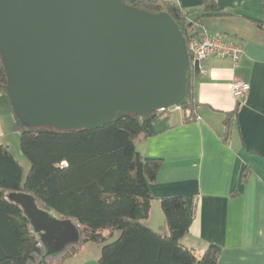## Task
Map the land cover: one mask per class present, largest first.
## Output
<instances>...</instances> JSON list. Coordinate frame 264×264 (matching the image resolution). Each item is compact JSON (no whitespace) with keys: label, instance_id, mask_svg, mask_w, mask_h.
<instances>
[{"label":"water","instance_id":"obj_1","mask_svg":"<svg viewBox=\"0 0 264 264\" xmlns=\"http://www.w3.org/2000/svg\"><path fill=\"white\" fill-rule=\"evenodd\" d=\"M0 58L14 116L33 129H97L118 113L177 107L189 80L190 57L174 20L124 0H0ZM6 198L28 219L43 260L81 242L75 221L40 208L32 195ZM156 215L163 229L152 219L146 225L166 235V217L153 202Z\"/></svg>","mask_w":264,"mask_h":264},{"label":"trees","instance_id":"obj_2","mask_svg":"<svg viewBox=\"0 0 264 264\" xmlns=\"http://www.w3.org/2000/svg\"><path fill=\"white\" fill-rule=\"evenodd\" d=\"M143 11L167 13L182 31L186 46L197 35L188 18L195 23L206 17L227 15L215 0H203L198 10L183 11L175 2L161 0H124ZM260 27L264 21H256ZM200 71L189 68L183 101L177 106L193 121L197 103L194 81ZM0 91L8 99L6 76L0 58ZM240 102L228 113L226 125L238 112ZM163 115L143 116L118 113L114 120L97 129L56 131L50 128L21 130L20 147L30 162L24 169L7 147L0 146V264H63L76 255L81 244L102 245L100 264H217L220 247L210 245L201 257L182 244L189 229V209L184 197L160 201L168 232L159 235L149 229L156 182L162 161L145 158L136 148L141 138L156 134L155 124ZM249 174L246 169L244 179ZM24 192L37 205L59 218L72 219L81 229V242L69 247L58 258L42 259L44 250L30 229L21 208L6 195ZM116 234L119 237L111 241Z\"/></svg>","mask_w":264,"mask_h":264},{"label":"crops","instance_id":"obj_3","mask_svg":"<svg viewBox=\"0 0 264 264\" xmlns=\"http://www.w3.org/2000/svg\"><path fill=\"white\" fill-rule=\"evenodd\" d=\"M138 1V0H132ZM175 2L183 11L198 10L203 0ZM227 15L195 23L196 33L224 34L243 47L237 66L210 58L194 81L195 118L176 109L155 124L156 134L136 143L145 158L162 161L151 185L154 202L181 196L190 219L182 244L201 257L210 245L220 247L217 264H264V0H215ZM241 80L250 91L226 125L237 102L232 85ZM249 174L244 179L245 170ZM161 212L163 210L161 208ZM162 228L160 215L152 217ZM166 231L168 232L167 224ZM101 249L79 247L63 264H100Z\"/></svg>","mask_w":264,"mask_h":264},{"label":"built area","instance_id":"obj_4","mask_svg":"<svg viewBox=\"0 0 264 264\" xmlns=\"http://www.w3.org/2000/svg\"><path fill=\"white\" fill-rule=\"evenodd\" d=\"M193 31V27L191 28ZM190 57V67L198 71H204V64L210 58L230 59L234 66H237L243 55V47L232 42L224 34H212L206 31L198 32L197 35L189 40L187 46ZM198 64V68H196ZM250 91V85L236 80L232 85V96L236 102H242ZM179 109L173 107L163 109L159 112L167 113Z\"/></svg>","mask_w":264,"mask_h":264},{"label":"rangeland","instance_id":"obj_5","mask_svg":"<svg viewBox=\"0 0 264 264\" xmlns=\"http://www.w3.org/2000/svg\"><path fill=\"white\" fill-rule=\"evenodd\" d=\"M20 137L21 130L17 125L16 118L14 116L10 102L7 100L6 96L0 91V146L7 147L10 152L14 155L16 160L22 165L24 169V178L27 177L30 171V162L23 155L20 147ZM119 237V234L109 242L115 241ZM84 246H90L92 248L101 249L102 245L87 242L83 244ZM101 257V252H100Z\"/></svg>","mask_w":264,"mask_h":264}]
</instances>
